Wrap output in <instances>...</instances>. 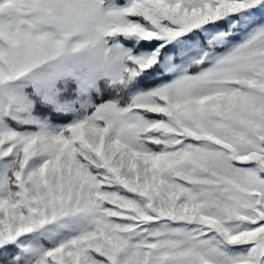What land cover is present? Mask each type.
<instances>
[{"label":"snow or ice","instance_id":"6c2138e0","mask_svg":"<svg viewBox=\"0 0 264 264\" xmlns=\"http://www.w3.org/2000/svg\"><path fill=\"white\" fill-rule=\"evenodd\" d=\"M0 264H264V0H0Z\"/></svg>","mask_w":264,"mask_h":264}]
</instances>
